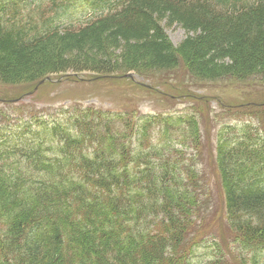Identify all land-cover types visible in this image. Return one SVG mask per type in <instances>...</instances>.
<instances>
[{
    "label": "trees",
    "instance_id": "obj_1",
    "mask_svg": "<svg viewBox=\"0 0 264 264\" xmlns=\"http://www.w3.org/2000/svg\"><path fill=\"white\" fill-rule=\"evenodd\" d=\"M76 4L93 17L61 24ZM162 22L187 35L173 45ZM181 67L198 81L264 86V0H0L1 84L69 71L149 79ZM252 107L251 123L217 114L204 134L198 111L70 104L9 131L0 112V264H191L194 241L214 247L213 258L197 256L202 264H264V102ZM210 211L224 219L234 256L218 235L202 237Z\"/></svg>",
    "mask_w": 264,
    "mask_h": 264
},
{
    "label": "rangeland",
    "instance_id": "obj_2",
    "mask_svg": "<svg viewBox=\"0 0 264 264\" xmlns=\"http://www.w3.org/2000/svg\"><path fill=\"white\" fill-rule=\"evenodd\" d=\"M87 10L86 8L85 11ZM86 17V13L74 12L69 17H65V21L85 22ZM161 24L167 38L173 45H177L187 35L179 24H173L171 26L165 25L164 22ZM142 71L141 73H146L145 70ZM112 72L121 73L122 71L115 70ZM67 73L73 74L71 71ZM79 73L85 76L82 82L56 81L58 76L64 79L63 76L65 74H52L50 76L51 80L40 84L36 92L31 96H27L26 94L35 86L32 85L33 83H21L13 87L3 86L2 89L0 87L1 99L5 98V96L17 97L15 103H0V112L3 120L6 122L3 126H8L6 131H9L10 128L17 125L18 122L16 121L19 118L25 116L31 118L34 115L42 120H48L49 116L58 113V109L70 104H95L100 106L104 111L114 113L130 112L134 116L145 114L153 115L155 113L188 115L198 111V114L206 116L207 118L206 122L203 119L200 122V129L204 134L205 131L208 132L214 122H220L222 120L227 123H243L245 121L251 123L250 117L254 120L256 119L251 115L254 111L250 110L257 109L252 106L264 102V86L254 84L253 82H242L233 79L198 81L192 79L189 74L184 72L183 67L171 71L162 70L150 75V85L146 87L134 85L124 77H111L112 79L109 80L99 79L98 81H90L91 76L97 72L81 71ZM217 114L220 116L216 117L214 122H212L214 115ZM56 141H58V137L53 136L51 143ZM202 151L204 155L208 153L207 148L206 152L204 149ZM21 156H26V153H22ZM48 156H52V154L49 153ZM204 161L199 160L198 166L200 167ZM260 164H264V162H260ZM23 165L22 163L21 166ZM60 172L64 177H67L69 173L65 165H63ZM207 174L208 176L205 178V181L213 189L209 192L210 194L216 195L214 185L216 179L211 174L210 169H207ZM202 182L201 180L200 183ZM211 214L212 211L206 213L205 221L203 220L199 224V226H205L201 230L202 237L209 239L211 237L210 235H218L217 240L223 246V252L230 255L232 253L226 251L224 247L229 243L228 228H224L225 221L224 219H220L219 212L210 220L209 216ZM208 243L211 242L209 241ZM192 245L194 247L189 253L191 255V264H202L201 258H198L202 254L207 259L214 257V255L209 254V252L215 251L213 246L206 247L198 241H194ZM230 256H234V254ZM187 258L189 257L187 256ZM225 258L226 264H231V260L227 256Z\"/></svg>",
    "mask_w": 264,
    "mask_h": 264
}]
</instances>
